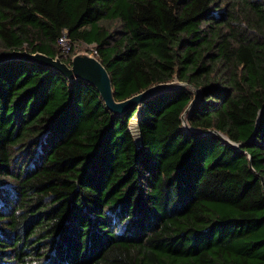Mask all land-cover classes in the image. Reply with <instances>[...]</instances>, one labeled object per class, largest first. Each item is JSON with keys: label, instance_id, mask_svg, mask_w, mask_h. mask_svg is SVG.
<instances>
[{"label": "trees", "instance_id": "1", "mask_svg": "<svg viewBox=\"0 0 264 264\" xmlns=\"http://www.w3.org/2000/svg\"><path fill=\"white\" fill-rule=\"evenodd\" d=\"M77 42L117 101L177 79L200 92L190 127L243 144L184 129L186 90L114 115L0 63V264H264V0H0V51L69 64Z\"/></svg>", "mask_w": 264, "mask_h": 264}, {"label": "water", "instance_id": "2", "mask_svg": "<svg viewBox=\"0 0 264 264\" xmlns=\"http://www.w3.org/2000/svg\"><path fill=\"white\" fill-rule=\"evenodd\" d=\"M13 60H24L49 67L58 71L69 82L73 80H80L88 83L98 91L105 107L114 115H120L125 113L129 109L139 107L147 99L160 93L173 90H186L193 95V99L189 102L181 115L182 125L184 129L199 134L209 133L217 135L220 139H222V141L229 145H233L236 149H239V147L243 144L232 142L227 136L216 130L206 132L198 128H192L188 125V116L200 96L199 89L194 88L188 83L179 81L177 79H174L171 82L158 83L130 96L127 99L117 101L114 97L112 82L106 68L93 54L89 52H78L73 54L70 58V63L68 64L62 61L57 55L51 57L38 51L29 52L27 50L17 49L0 51V63ZM263 110L264 106L259 110V114Z\"/></svg>", "mask_w": 264, "mask_h": 264}, {"label": "rangeland", "instance_id": "3", "mask_svg": "<svg viewBox=\"0 0 264 264\" xmlns=\"http://www.w3.org/2000/svg\"><path fill=\"white\" fill-rule=\"evenodd\" d=\"M59 45V44H58ZM59 47H60V54H62V56L64 57V52L61 50V46L59 45ZM93 48V46L92 45H87V44H85V43H82V42H77V43H75V45H74V50H75V53H78V52H80V53H84V52H87L88 53V50L89 49H92ZM137 115H138V113H136V115L133 117V119L131 120V122H130V127H131V129L134 131V130H136V129H134V124H135V120H136V118H137Z\"/></svg>", "mask_w": 264, "mask_h": 264}, {"label": "built area", "instance_id": "4", "mask_svg": "<svg viewBox=\"0 0 264 264\" xmlns=\"http://www.w3.org/2000/svg\"><path fill=\"white\" fill-rule=\"evenodd\" d=\"M58 44L61 46V50L64 52V54H63L64 58H66L68 53H69L71 44H70V42H69V40L65 34V31H63V35L58 38ZM89 45H91V44H89ZM135 133H137V131ZM136 137H137V135H136Z\"/></svg>", "mask_w": 264, "mask_h": 264}]
</instances>
